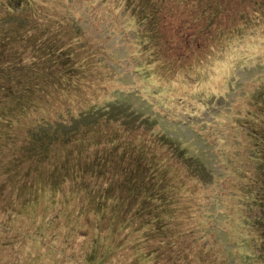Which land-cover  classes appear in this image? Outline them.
Instances as JSON below:
<instances>
[{
    "label": "rangeland",
    "instance_id": "1",
    "mask_svg": "<svg viewBox=\"0 0 264 264\" xmlns=\"http://www.w3.org/2000/svg\"><path fill=\"white\" fill-rule=\"evenodd\" d=\"M189 1L0 0V264H264V18Z\"/></svg>",
    "mask_w": 264,
    "mask_h": 264
},
{
    "label": "trees",
    "instance_id": "2",
    "mask_svg": "<svg viewBox=\"0 0 264 264\" xmlns=\"http://www.w3.org/2000/svg\"><path fill=\"white\" fill-rule=\"evenodd\" d=\"M173 1H180V0H173ZM186 1V0H183ZM232 1V0H231ZM195 0H190L189 3L191 5H194ZM127 3H131L132 5L130 6L131 10H133L136 14H137V19H144L145 21H148L151 24V22L153 21V19H158V7L157 5H155L154 0H135L134 2L127 0ZM254 6L253 8L249 9L248 11L242 10V11H238L237 14H229L231 16V19H243V26H244V30H251V23L248 22V19H259L260 17L264 18V0H253ZM183 10H188L189 16L188 18L190 19H222V16L224 14H226L225 12L228 10V8L225 7H221V8H215V11H211V10H207V8L205 6L201 7V9L199 11L194 10V8H190L188 5H186V7H184ZM203 15V18H201L200 16ZM187 18V19H188ZM67 20V19H66ZM234 27H232L231 29H229L230 32H233L235 34H239L240 31L237 29L238 25H233ZM76 39V42L79 43L81 46L83 42L80 41V39L78 38V35L74 36ZM54 46H49L46 47V52L44 51V53L47 54L48 52V48H50V50L54 51ZM61 55L64 57H66V60H69V52H64L61 53ZM34 56H38V55H34ZM36 58V57H34ZM62 58H60L61 60ZM72 59H70V64H74L72 61ZM77 62H80L79 60L74 59ZM22 61H18L17 63H10L9 65H5V66H0V73H4L5 78L8 79L10 76L16 74L17 72L13 69V68H24L26 69V66H23L22 64H20ZM63 63H67V61H62ZM33 64H36L33 61ZM34 67H36L34 65ZM30 68L32 67H27V69L30 70ZM58 71H65V65H62L60 68H56ZM73 71L77 70V69H72ZM71 69L68 70V72H73ZM2 77V76H0ZM21 84V82H20ZM18 86H19V82L18 80H15L13 83H0V91L5 90V93L12 95L13 97H19L20 96V91L18 90ZM22 87L21 90H28L30 88V86H26ZM4 92V91H3ZM21 114V112H19ZM106 186L104 187V191H106ZM160 192H161V187H159ZM160 196H162L161 198H163V200L165 201V198L163 195L160 194ZM118 196H107V198H115L117 199ZM160 198V197H159ZM114 199V201H115ZM155 200L157 201L158 198H155ZM151 201V200H149ZM152 201H154V199L152 198ZM163 201V202H164ZM111 204V203H110ZM163 206V205H162ZM161 206V207H162ZM160 207V208H161ZM153 209H159V206H157V204H153L152 205ZM141 209V207H139V210ZM161 211V209H159V212ZM147 212V211H146ZM150 213V212H147ZM152 214V213H151ZM155 216L153 217L155 219V222H157V217H159V213H153ZM263 217L264 215H262L259 219L260 222L263 221ZM146 219V218H145ZM149 220V218H148ZM158 223V222H157Z\"/></svg>",
    "mask_w": 264,
    "mask_h": 264
}]
</instances>
